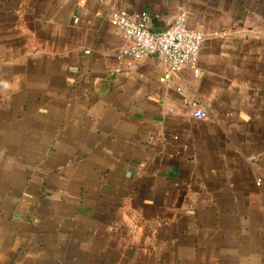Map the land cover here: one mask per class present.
<instances>
[{
    "label": "crops",
    "instance_id": "1",
    "mask_svg": "<svg viewBox=\"0 0 264 264\" xmlns=\"http://www.w3.org/2000/svg\"><path fill=\"white\" fill-rule=\"evenodd\" d=\"M116 10L185 12L198 75ZM0 264H264V0H0Z\"/></svg>",
    "mask_w": 264,
    "mask_h": 264
},
{
    "label": "built area",
    "instance_id": "2",
    "mask_svg": "<svg viewBox=\"0 0 264 264\" xmlns=\"http://www.w3.org/2000/svg\"><path fill=\"white\" fill-rule=\"evenodd\" d=\"M145 15H130L123 10H116L110 18V25L118 29L129 46L120 50L117 59L138 61L153 57L163 68L159 83L164 84L177 76L183 69L190 68L194 76L198 75L197 60L204 36L200 32L188 29V16L179 13L174 22L165 30L151 31L147 28ZM179 96L182 95L177 90ZM191 116L195 120L207 119V107L193 102Z\"/></svg>",
    "mask_w": 264,
    "mask_h": 264
},
{
    "label": "water",
    "instance_id": "3",
    "mask_svg": "<svg viewBox=\"0 0 264 264\" xmlns=\"http://www.w3.org/2000/svg\"><path fill=\"white\" fill-rule=\"evenodd\" d=\"M171 25L169 22L165 23L163 21L157 22V20H148L147 21V28L151 31H156V30H165L166 28L170 27Z\"/></svg>",
    "mask_w": 264,
    "mask_h": 264
}]
</instances>
